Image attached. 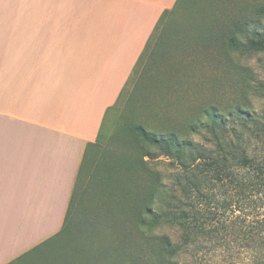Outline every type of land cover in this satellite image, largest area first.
Segmentation results:
<instances>
[{
  "label": "crops",
  "instance_id": "1",
  "mask_svg": "<svg viewBox=\"0 0 264 264\" xmlns=\"http://www.w3.org/2000/svg\"><path fill=\"white\" fill-rule=\"evenodd\" d=\"M31 1L0 0V264L60 232L86 147L176 2Z\"/></svg>",
  "mask_w": 264,
  "mask_h": 264
},
{
  "label": "rangeland",
  "instance_id": "2",
  "mask_svg": "<svg viewBox=\"0 0 264 264\" xmlns=\"http://www.w3.org/2000/svg\"><path fill=\"white\" fill-rule=\"evenodd\" d=\"M16 3L17 0H9L10 13L16 12ZM40 3L44 11L47 5L44 1ZM256 4H264V0H188L172 18L168 34L173 36L158 43L156 38L160 32H155L137 71L104 120L100 143L105 149L92 155V171L101 167L97 163L106 158L112 161L109 167L116 169L114 162L120 156H129L130 161L144 150L157 154L146 145L141 149L140 142L129 131L132 124H142L147 131L158 135L174 132L179 139L190 140L192 144H208L209 136L200 127L201 122L196 121L197 116L211 106L226 110L235 95L242 93L235 92L232 72L230 68L226 70L228 64L222 62L224 57L218 58L221 42L206 43L192 35H204L212 27L217 35L222 34L227 20L239 18L242 13L249 15ZM262 28L264 31V26ZM233 58L231 56V60ZM257 61L252 57L239 60V64L242 68H245L242 65L253 66L256 78H262L264 71ZM241 71V76H246L245 70ZM252 105L255 109L260 107L257 101ZM201 121L205 119L202 117ZM143 154L145 165L139 169L130 166L125 171L121 168L122 171L116 173L117 189L109 188L106 181L103 185L94 173L83 178V189L77 198L69 231L16 264H162L165 253L155 257L151 253L155 244L140 242L134 216L144 199L136 193L139 195L150 187L152 170L160 173L166 191H170L171 176L178 168L169 158L157 155L151 159ZM155 233L168 236L174 245L179 243L180 234L175 229L162 227ZM240 244L232 241L227 249H216L202 260L199 256L198 261L202 264H252V254ZM174 258L182 264L189 263V257L180 251Z\"/></svg>",
  "mask_w": 264,
  "mask_h": 264
},
{
  "label": "trees",
  "instance_id": "3",
  "mask_svg": "<svg viewBox=\"0 0 264 264\" xmlns=\"http://www.w3.org/2000/svg\"><path fill=\"white\" fill-rule=\"evenodd\" d=\"M187 2L176 0L170 10L161 14L128 82L137 71L155 32H160L156 38L158 43L173 36L168 34L172 18ZM262 26L264 4H256L249 15L242 13L239 18L227 20L224 32L219 36L214 27L204 35H192L206 43L221 42L218 58L224 57L222 62L229 66L225 69L230 68L234 78V90L242 93L241 96L235 95L233 103L226 110L211 106L197 116L196 121L201 122L200 127L209 136L206 139L208 144H192L190 140L179 139L174 132L158 135L147 131L142 124L129 127L140 142L141 149L146 145L157 152L154 154L149 149L144 150L141 153H144L143 156H150L151 159L157 155L164 156L175 162L178 168V172L171 176L170 191H166L167 186L163 184L160 173L152 170L150 187L139 195L136 193L144 199L134 216L140 242L155 244L151 250L155 257L165 253L162 264H182L174 258L179 251L189 257L187 264H202L198 261L199 256V260H202L216 249H227L232 241L240 242L241 247L252 254V264H264V212H261L264 209V77L256 78L253 66L242 65L245 67L242 68L239 64V60L257 58L264 71ZM231 56L234 57L232 60ZM241 69L245 70L243 73L246 76H241ZM253 101L259 103V109L253 107ZM202 117L205 121H201ZM100 138L99 134L96 141L86 147L60 232L16 263L28 255H35L69 231L77 198L83 189V178L94 173L103 185L106 181L109 188L117 189L116 173L122 171L121 168L124 171L130 166L139 169L146 164L141 154L131 157L130 161L129 156H120L114 162L115 167L118 166L116 169L109 167L112 161L106 158L97 163L101 167H95L92 171V155L105 149L101 146ZM162 227L179 231L177 245L168 236L155 233Z\"/></svg>",
  "mask_w": 264,
  "mask_h": 264
}]
</instances>
